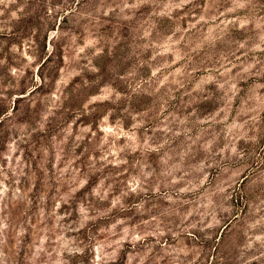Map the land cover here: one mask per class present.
Wrapping results in <instances>:
<instances>
[{"label": "clouds", "instance_id": "1", "mask_svg": "<svg viewBox=\"0 0 264 264\" xmlns=\"http://www.w3.org/2000/svg\"><path fill=\"white\" fill-rule=\"evenodd\" d=\"M0 264H264V0H0Z\"/></svg>", "mask_w": 264, "mask_h": 264}]
</instances>
